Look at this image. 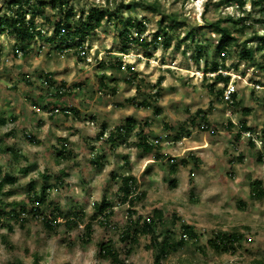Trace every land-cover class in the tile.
Returning a JSON list of instances; mask_svg holds the SVG:
<instances>
[{"label": "rangeland", "instance_id": "obj_1", "mask_svg": "<svg viewBox=\"0 0 264 264\" xmlns=\"http://www.w3.org/2000/svg\"><path fill=\"white\" fill-rule=\"evenodd\" d=\"M42 1L49 4L51 0ZM63 1L67 8L74 9L75 21L94 7L111 11L114 19L105 21L85 41L88 59L79 56L75 49L65 52V45L59 41L46 40L31 43L26 55L17 56L15 39L0 34V114L17 116L19 120L0 127V167L4 174L18 178L17 184L5 188L9 195L0 194L3 202L0 209L5 217L0 226V264H112L99 255L100 244L104 242L112 244L124 264H155L154 251L147 248L150 236H138V243L131 246L121 239L131 219V207L123 203L119 191L125 176H133L138 182L139 199L133 220L141 217L143 224L142 220L158 211L162 217L157 232L160 241L169 235L179 241L184 224L192 226L198 234L196 241H187L185 247L161 264L264 263V198L251 196L254 181L260 180L264 185V144L253 147L252 137L245 134L237 138L242 122H247L257 138L263 134L264 68L259 65L264 66V51L255 53L254 64L241 61L236 49L222 62L214 54L219 35L207 27L227 17L244 16L237 3ZM155 1L161 13L144 8ZM9 3L10 0H0V16L7 13ZM122 5L126 7L119 12ZM245 10L253 12L255 19L260 18L250 3ZM163 15L170 18L165 24L173 36L169 49H164L161 41L158 46L153 43ZM48 17L53 24L57 21L50 7ZM130 20L143 24L144 27L133 28V34L152 42L150 48L131 44L123 53L121 34ZM252 23L253 29L238 35L241 43L253 34L264 36V25ZM53 24L37 18V25L48 30L47 37L54 34ZM192 29L196 30V39L176 48ZM197 45L207 50L198 61ZM248 46L256 48L257 43ZM72 47L80 49L77 44ZM119 61L123 69L112 68ZM216 62L226 66L219 73L230 76L229 83L236 87L235 107L224 103V93L222 97L219 92L226 87L216 83L218 73H206ZM129 67L138 72L140 88L128 83ZM48 75L53 85L47 88L42 82ZM160 78L164 79L162 91L160 97L154 98L153 86ZM212 84L214 88L210 89ZM62 87L70 91L57 95ZM144 101L151 106H141ZM56 108L60 111L72 108L78 114L66 117L62 112L54 113ZM97 108L106 114L96 116L93 112H98ZM200 111L207 118V132L192 130V120ZM128 118L137 122L128 137L113 147L98 139L103 124L109 136L116 126L125 125ZM182 127L192 130L191 137L174 140ZM141 130L151 142L160 139L158 149L165 159L155 160L154 154H145L137 147L136 134ZM30 136L36 142L29 141ZM63 142L68 144L66 155L71 151V157L58 156L55 151ZM169 159L175 160L174 172ZM26 168L29 173L24 175L21 171ZM43 189L49 192L46 201L39 205L34 196ZM103 199L114 212L108 224L94 205ZM34 206L40 207L42 215L31 213ZM55 207L65 215L71 212L84 215V221L69 229L61 219L59 227L51 231L44 221L56 214ZM13 211L21 218L23 212L27 213L23 224L11 216ZM92 218V240L85 244V225ZM9 226L14 228L11 233ZM220 233H238L243 239L233 251L219 252L208 241Z\"/></svg>", "mask_w": 264, "mask_h": 264}, {"label": "trees", "instance_id": "obj_2", "mask_svg": "<svg viewBox=\"0 0 264 264\" xmlns=\"http://www.w3.org/2000/svg\"><path fill=\"white\" fill-rule=\"evenodd\" d=\"M188 1V0H186ZM233 2L237 3V6L242 10V14L244 16L236 19L234 17H227L224 20H220L214 24H210L207 27H210L213 32L219 35V39L214 46V54L219 57L222 62H225L229 55H231L232 50L236 49L241 61H246L249 64H254L256 62L255 53L264 51V36H260L258 34H253V37L247 40L246 42L241 43L238 35L243 32L248 31L249 29L254 28V23H259L264 25V0H226V3L231 4ZM247 3H250L251 9L253 11L257 10L260 14L259 19H255L253 16V12H248L245 10ZM68 4L63 0H51L49 4L42 0H10L9 8L7 13L0 16V34L7 35L9 37H13L15 39V46L17 50L21 51L23 55H26L29 51V47L31 43H34L38 40L47 41L49 43H55L59 41L62 45L66 47H72L73 44H77L81 46L86 40L93 37L97 31H99L105 21H113L114 13L111 11H105L101 7H94L87 12H84L82 16H80L78 21H75V12L73 8H67ZM55 15L57 21L53 24L50 18L48 17V8ZM124 5L120 7L118 10L121 12L122 9H125ZM127 8H133L129 6ZM144 8L150 12L161 13L160 5L157 1L152 2L150 4L144 5ZM246 14V15H245ZM29 17V18H28ZM37 18L45 21L46 24L52 25L54 28V34L51 37H47V33H43L39 30V26L37 25ZM172 19H175L174 16ZM255 19V20H252ZM170 18H167L163 15L162 20L159 22V29L155 34V42H153L156 46H158L159 41H161L162 47L164 49H169L172 45L173 36L169 31V28L165 24L169 21ZM252 20V21H251ZM176 21V20H174ZM222 24H226L223 26ZM126 26L125 31L121 34L122 43L124 44L123 53L127 52V48L129 45H138L140 47H145L146 49L150 48L152 42H148L146 39L141 40L139 35L135 36L133 34V28L144 27L143 24H137L136 20H130L128 24H124ZM170 27V26H169ZM172 29V28H171ZM196 30L192 29L187 33L184 40L178 42L176 48L180 49L182 43L190 40L191 42L196 39ZM249 43H257L256 48H250ZM64 46V47H65ZM205 46L197 45L195 47V55L196 59L202 60L205 52ZM18 56V54H17ZM261 68H264L261 64L259 65ZM123 63L118 62L116 64H112V68H118L119 70L123 69ZM226 66L220 63H213L212 66L206 70V73H218L216 76V83L221 82L226 87L230 82V76H224L222 73H219L222 69H225ZM129 71L131 72L128 83L133 85L136 84L139 88V74L138 72H134L133 68L129 67ZM29 79V77H27ZM50 85H53V81L51 80V76H46ZM103 77L101 78V80ZM164 79L160 78L155 86H153L154 98L160 97L162 91V83ZM215 84H212L210 89L214 88ZM105 88V86H104ZM58 89V88H57ZM67 93V92H66ZM66 93L61 92L58 89L57 95H65ZM113 94L116 93L115 88H113ZM223 97V93L219 92ZM232 106L235 107L238 105L237 102V93L232 96ZM224 103H227L223 98ZM228 104V103H227ZM141 106L150 107V103L144 101ZM44 109H48L45 107ZM62 112L66 110H70L75 114L78 112L72 108H61ZM54 111V110H53ZM156 113L159 114L160 111L156 109ZM7 118L0 115V127L5 126L7 122ZM136 121L132 118H128L125 125L116 126L114 131L111 132L109 137L106 140H103L104 135L107 133V127L103 124L102 130L98 135V139L108 142L111 147H113L119 140H122L130 135V133L134 130L136 125ZM203 123V124H201ZM170 127H168L169 129ZM199 130L203 132H207L209 129V124L205 115H202V111L198 112L195 118L192 120V130ZM190 129L186 127H182L181 130L174 137L176 141H182L185 138L191 137L192 133ZM252 128L247 126V122H242L240 125V130L237 134V138L241 137L246 132H252ZM144 130H141L138 134L139 141L137 142V147L140 148L145 154H154L155 160L165 159V156L160 154L159 152V143L160 139L154 140L151 142L147 136L144 134ZM264 133V129H263ZM29 141L36 142V140L30 136L28 137ZM250 145L253 147L256 145L252 140L250 141ZM68 144L63 142L59 149H55L58 153V156L62 157H71V151H68V155H66ZM199 161V160H198ZM198 161H195L196 165ZM184 163L187 161L184 159ZM169 164L171 167V171L174 172L176 170L175 160L169 159ZM24 175L29 173V169H24L21 171ZM18 178L12 176L10 174H4L2 168L0 167V194L2 196L9 195L6 194L5 188L7 186H13L17 184ZM137 185L138 182L133 176H125L123 178L122 187L119 189L121 193V200L123 203L130 205L129 214L131 215V219L129 220V224L127 229L122 232V241L127 243L128 246L135 245L138 243V236H150L151 241L150 245L147 246L148 249H152L154 251V262L155 264H161L163 260L167 259L172 253L179 252L183 247L186 246L187 241H196L198 238V234L195 229L187 224L182 225L183 234L179 241H176L171 235L164 238L160 241V234H157L160 222L162 221L161 214L156 211L155 216L142 220L143 224H141V217L136 220H133L135 216V203L139 199L137 194ZM49 190L43 189L41 194L36 197V201L39 205L43 204L46 201ZM251 196L255 199L264 198V185L260 180H256L252 183L251 186ZM3 202L0 200V208H2ZM97 207L99 213L104 216L105 224L109 223V220L113 217L114 212L111 210V204L106 200L100 204H94ZM243 205V204H242ZM56 214L53 215L50 219L45 218L44 226L54 231L57 227H59V220H65L66 226L69 229L72 227H79L81 223L84 221V215L78 214L77 212L69 213V215H65L58 207H55ZM23 212V211H22ZM12 213V212H10ZM25 213V212H23ZM31 213L34 216L42 215L40 214V207L34 206L31 210ZM27 215V213H26ZM15 221L23 224L26 218L20 217L19 214L13 211L11 215ZM157 217V220H155ZM4 213L2 209H0V226L3 225ZM150 220V222L148 221ZM93 221L85 225V236L84 243L90 244L93 236ZM104 223V222H101ZM8 230L10 233L14 230L13 227L9 226ZM170 233V232H168ZM243 239V236L238 233L227 234L220 233L217 234L216 237L211 238L208 241V244L219 252L229 253L234 250L235 244L239 243ZM5 244L8 243L7 240H4ZM132 249V248H131ZM129 249L127 254L130 255L132 250ZM99 255L103 258L109 259L112 264H124V261L121 260L119 253L114 249L110 242H104L100 244ZM34 264H39L35 262ZM257 264H264L262 262H258Z\"/></svg>", "mask_w": 264, "mask_h": 264}, {"label": "built area", "instance_id": "obj_3", "mask_svg": "<svg viewBox=\"0 0 264 264\" xmlns=\"http://www.w3.org/2000/svg\"><path fill=\"white\" fill-rule=\"evenodd\" d=\"M39 30H41L43 33H49L48 32V30H44V29H42V28H38ZM86 45V43L84 42L81 46H80V49H78V48H73V47H66V50H65V52H67V53H71V52H73L74 51V49H75V51L78 53V55L79 56H81V57H86V59H88L89 58V54H87L88 53V51H86V50H88V46H85ZM17 54H18V56H23V53L21 52V51H19V50H17ZM90 62H91V60H89ZM43 86L44 87H51V85L49 84V82H48V80L47 79H44L43 80ZM257 88L258 89H260V87L259 86H257ZM70 90L69 89H67V88H65V87H62L61 88V92L62 93H66V92H69ZM236 93V87H235V85H233V83H229L227 86H226V88H225V91H224V100L228 103V104H232V102H233V100H232V96H233V94H235ZM70 109V108H69ZM54 113H59V112H62V111H60L58 108H56V110H54L53 111ZM66 117L67 116H71L72 114H73V112L72 111H70V110H66L65 112H62ZM92 125H93V123H92ZM245 135H248L249 137H252V141L253 142H255V144H257V143H260L261 145H263L264 144V133L261 135V138H257L256 136H254L253 135V132H246V133H244ZM107 137H109L108 135H107V133L104 135V137H103V140H106L107 139ZM22 216L23 217H25L26 216V214L25 213H23L22 214ZM148 221L150 222V220L148 219Z\"/></svg>", "mask_w": 264, "mask_h": 264}, {"label": "crops", "instance_id": "obj_4", "mask_svg": "<svg viewBox=\"0 0 264 264\" xmlns=\"http://www.w3.org/2000/svg\"><path fill=\"white\" fill-rule=\"evenodd\" d=\"M96 110H98V112H93V113H95L96 116H97V113L102 114V115H105V114H106V113H104V112L101 110V108H97ZM103 113H104V114H103ZM0 115H3V114H0ZM102 115H101V116H102ZM3 116H4L5 118H7V120H8L7 122H8V123H9V122H15V121L17 122V121H19V120L16 118L17 116H11V117H7V116H5V115H3ZM8 123H7V124H8ZM17 123H18V122H17ZM7 124H6V125H7ZM6 125H5V126H6Z\"/></svg>", "mask_w": 264, "mask_h": 264}]
</instances>
